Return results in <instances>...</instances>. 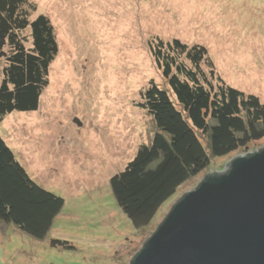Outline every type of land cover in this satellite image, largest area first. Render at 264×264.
Listing matches in <instances>:
<instances>
[{"label": "rangeland", "instance_id": "obj_1", "mask_svg": "<svg viewBox=\"0 0 264 264\" xmlns=\"http://www.w3.org/2000/svg\"><path fill=\"white\" fill-rule=\"evenodd\" d=\"M30 3L36 7L30 21L48 18L58 53L37 111L6 116L0 135L31 185L61 197L64 205L44 239L0 223V264H130L182 195L209 173L223 172L233 158L264 149L263 139L248 150L213 158L206 171L164 204L150 226L137 231L117 206L109 182L157 132L152 117L138 106L151 82L168 88L151 48L158 39L204 46L214 76L206 63L201 69L214 90L219 77L263 103L264 0ZM30 33H21L26 48L32 45ZM4 64L0 58V84ZM53 240L69 247H53Z\"/></svg>", "mask_w": 264, "mask_h": 264}, {"label": "trees", "instance_id": "obj_2", "mask_svg": "<svg viewBox=\"0 0 264 264\" xmlns=\"http://www.w3.org/2000/svg\"><path fill=\"white\" fill-rule=\"evenodd\" d=\"M35 10L30 0H0V58L5 60L0 122L15 112L37 111L48 85L49 67L58 53L57 40L48 18L41 15L30 21ZM26 29L31 31L30 48H26L27 38L21 34ZM151 50L168 88L151 82L138 106L152 117L157 132L109 182L117 206L137 231L150 226L164 204L187 181L206 171L213 158L248 150L249 145L264 139V102L227 86L219 77L214 90L201 69L206 63L214 76L206 47L158 39ZM214 172L196 189L209 178L220 176L219 171ZM0 180L4 183L0 184V223L13 225L34 239H44L64 201L31 185L1 135ZM62 245L69 247L67 242H51L53 247Z\"/></svg>", "mask_w": 264, "mask_h": 264}, {"label": "water", "instance_id": "obj_3", "mask_svg": "<svg viewBox=\"0 0 264 264\" xmlns=\"http://www.w3.org/2000/svg\"><path fill=\"white\" fill-rule=\"evenodd\" d=\"M252 154L177 200L132 264H264V149Z\"/></svg>", "mask_w": 264, "mask_h": 264}]
</instances>
